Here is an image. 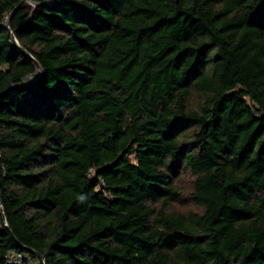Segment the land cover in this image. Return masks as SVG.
I'll return each mask as SVG.
<instances>
[{
	"label": "trees",
	"instance_id": "16d2710c",
	"mask_svg": "<svg viewBox=\"0 0 264 264\" xmlns=\"http://www.w3.org/2000/svg\"><path fill=\"white\" fill-rule=\"evenodd\" d=\"M32 1L0 0V264H264V0Z\"/></svg>",
	"mask_w": 264,
	"mask_h": 264
},
{
	"label": "built area",
	"instance_id": "2783aa9c",
	"mask_svg": "<svg viewBox=\"0 0 264 264\" xmlns=\"http://www.w3.org/2000/svg\"><path fill=\"white\" fill-rule=\"evenodd\" d=\"M36 5L37 0L32 1ZM7 263L8 264H46L45 261L41 258L32 257L31 253L28 251L21 250H11L7 254Z\"/></svg>",
	"mask_w": 264,
	"mask_h": 264
},
{
	"label": "water",
	"instance_id": "95a60500",
	"mask_svg": "<svg viewBox=\"0 0 264 264\" xmlns=\"http://www.w3.org/2000/svg\"><path fill=\"white\" fill-rule=\"evenodd\" d=\"M53 1H54V0H53ZM37 3L41 4V3H47V2L43 1V2H37ZM40 71H41V73H42L41 67H40ZM41 73H40V75H41ZM39 77H40V76H39ZM39 77H38V78H39ZM1 201H2V200H1ZM2 204H3V201H2ZM38 256H39V258H41V259L44 260V257H43L42 255L38 254Z\"/></svg>",
	"mask_w": 264,
	"mask_h": 264
}]
</instances>
